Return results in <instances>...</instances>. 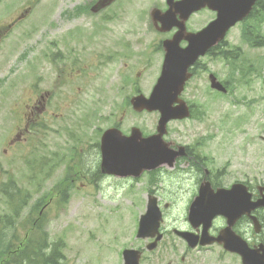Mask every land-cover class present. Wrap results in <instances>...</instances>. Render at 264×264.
Returning a JSON list of instances; mask_svg holds the SVG:
<instances>
[{"label":"rangeland","instance_id":"1","mask_svg":"<svg viewBox=\"0 0 264 264\" xmlns=\"http://www.w3.org/2000/svg\"><path fill=\"white\" fill-rule=\"evenodd\" d=\"M94 1L0 0V30L18 20L0 40V216H11L2 189L14 183L22 193L19 203L26 204L14 233L26 231L41 209L36 230L58 248V264H119L116 251L121 245L145 243L134 237V228L146 193L155 191L161 205L171 204L174 182L185 174L162 168L136 181L91 176L97 174L99 156L90 142L107 126L120 122L123 132L134 126L144 134L154 131L158 118L155 112L137 113L128 104L136 91L149 94L156 71L155 33L144 10L154 0H123L93 14L89 6ZM210 16L203 12L194 19L201 22ZM257 25L264 36V18L229 31L227 48L241 50L238 61L204 60L206 71L227 83V94L208 90L205 74L206 90L192 116L167 127L166 141L188 142L193 155L209 167L224 168L246 158L249 139L257 160L263 155L258 136L264 132V48L251 47L243 34ZM42 89L48 101L61 103L58 117L50 121L52 129L45 131L47 136L33 129L23 144L4 151L8 130L18 122L17 110ZM185 96L190 97L188 92ZM84 116L89 121L83 123ZM61 153L46 175L33 168L37 161L53 162ZM178 164L186 169L183 162ZM183 204L180 200L164 209L163 227L183 222ZM12 234L7 231L8 238ZM160 250L171 261L179 259L172 251Z\"/></svg>","mask_w":264,"mask_h":264},{"label":"water","instance_id":"2","mask_svg":"<svg viewBox=\"0 0 264 264\" xmlns=\"http://www.w3.org/2000/svg\"><path fill=\"white\" fill-rule=\"evenodd\" d=\"M112 0H98L91 8L97 11L108 5ZM253 0H221L219 4L211 2L212 7L219 9L217 19L209 24L207 28L197 34V39L190 40V47L183 51H176L168 47L165 56L163 69L157 85L154 87L150 98L146 99L139 95L132 99V105L136 110L158 109L161 117L158 122V135L142 140L139 144L138 130L133 129L130 138L120 136L114 130L109 129L104 132L102 137L103 169L116 174H138L143 167L153 168L156 165L167 162L172 164L174 156L171 152L164 149V145L159 142L161 134L164 132V126L167 120L174 117H183L187 115L184 106L171 107L176 101V95L181 90V83L171 92L174 84L181 77L182 81L186 79L183 73L198 54H202L205 48L223 38L225 31L247 14ZM194 7L195 10L199 7ZM201 47V49L199 48ZM213 86H216L215 84ZM137 141V142H136ZM242 203V202H241ZM243 204V203H242ZM259 264V263H251Z\"/></svg>","mask_w":264,"mask_h":264},{"label":"flooded vegetation","instance_id":"3","mask_svg":"<svg viewBox=\"0 0 264 264\" xmlns=\"http://www.w3.org/2000/svg\"><path fill=\"white\" fill-rule=\"evenodd\" d=\"M173 31L174 30H171L170 32H173ZM179 44L182 47L185 46V43L183 41H181ZM215 49H217V47H215ZM200 65L201 64L199 61L194 66V69ZM36 103H37L36 101H33L32 104L27 106L28 108L27 119L28 120L36 119L35 118L36 112L42 111L45 108L44 95H41L40 106H38ZM189 152H190L189 148L185 147L184 157H187V156L189 157ZM193 167H196L193 170V172L196 173V177L195 179L191 180L190 185L188 186L187 191H186V194H187L186 195V205H187L186 214L188 212V209H189V206L192 200L198 194V190L200 186L206 182L209 183V186L212 190H215L216 188H223V187L229 188L233 183L241 182L246 187V193L249 195V200L252 202L256 198L259 197V194H264V161L258 162V170H256V168L254 167L255 172L253 171L252 173L250 171H246V173L242 175V179L234 178L226 182H223L217 179L218 177H221V175L216 170L207 169L203 165H194ZM252 214L256 215L261 222V229L259 233L256 234L254 232V229L249 220V217L246 215H243L238 220H236V222L232 226V231L236 235L240 236L249 247H254L256 245L264 246V208L254 210ZM186 220H187V224L184 230L193 234L195 242L200 241L202 234H205L207 239L211 238L212 236H216L219 233V231L223 229L226 225V220L221 216L216 217L207 228H205L203 223L192 225L188 221L187 217H186ZM165 235H166L165 233H162L161 241L164 239ZM180 241L182 243L184 252L186 253L187 260L185 264H222V260L220 256L225 255L231 258L236 257V255L230 254L227 251H225L222 243L212 242L205 246H201L198 243L194 248H189L186 242L182 240ZM198 253L202 256L215 255V258L210 263L208 261L199 262L198 256H197ZM259 253L261 254L262 251L260 250ZM182 260H184V258H182Z\"/></svg>","mask_w":264,"mask_h":264},{"label":"trees","instance_id":"4","mask_svg":"<svg viewBox=\"0 0 264 264\" xmlns=\"http://www.w3.org/2000/svg\"><path fill=\"white\" fill-rule=\"evenodd\" d=\"M16 247L13 248V245ZM12 248L5 250V246L0 249V264H17L22 262L44 264L55 263L57 251L53 246L48 254L44 253L46 244L44 240L37 241L30 237L29 240L11 242ZM1 248V246H0Z\"/></svg>","mask_w":264,"mask_h":264}]
</instances>
